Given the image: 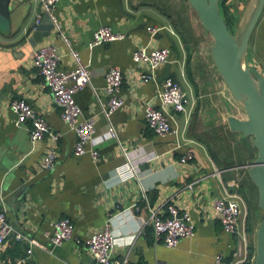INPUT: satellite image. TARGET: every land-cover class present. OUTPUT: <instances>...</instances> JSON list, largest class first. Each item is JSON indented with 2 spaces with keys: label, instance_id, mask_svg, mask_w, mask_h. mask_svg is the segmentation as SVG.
Here are the masks:
<instances>
[{
  "label": "crops",
  "instance_id": "1",
  "mask_svg": "<svg viewBox=\"0 0 264 264\" xmlns=\"http://www.w3.org/2000/svg\"><path fill=\"white\" fill-rule=\"evenodd\" d=\"M39 1L9 0L7 17L0 15V194L14 229L47 249L32 246L29 255L27 240L11 237L2 258L10 262L23 259L19 264H94L82 241L109 223L115 235L111 254L114 260L127 258L133 264H215V256L222 254L230 264L238 236L222 229L212 202L225 192L243 198V185L250 181L245 165L255 158V147L251 137L227 127L243 144L233 150V165L223 166L224 156L208 145L214 141L216 127L227 125V116L233 113L222 115L216 100L202 91L201 61L197 55L209 34L189 2L59 0L55 5L64 32L88 67L92 87L100 91L110 66H118L123 72L120 94L124 105L109 117L119 139L127 146V158L135 171L134 177L122 180L117 169L126 158L118 152L113 139L104 138L109 123L91 86L77 91L75 100L81 107V118H94L95 132L85 146L87 151L75 155L76 135L62 121L59 107L31 65L33 50L53 43L61 54L60 67H72L68 51L55 33L32 40ZM250 1L233 0L237 26ZM105 25L125 33V37L89 47L94 31ZM151 28L157 30L155 34ZM211 44H207L208 49ZM137 46L170 50V77L181 85L189 99L185 113L173 114L171 122L177 131L174 135L160 137L146 125L144 109L147 103L158 104V79L165 65L157 70L155 81L139 82L138 73L143 68L131 58ZM246 56L249 65L264 75V6ZM205 67L210 70V65ZM187 80L193 89L187 88ZM16 98H24L53 130L61 133L57 163L50 171H37L48 142L43 139L32 143L30 122L16 123L9 107ZM100 99L105 103L107 97L101 94ZM234 116L245 118L242 114ZM187 148L193 150L194 159L181 165L179 158ZM91 149L97 151L96 159L91 157ZM146 201L163 215L168 214V204L187 211L195 225L194 235L174 248L156 242L147 209L141 216L134 210V206L143 208ZM62 217L72 220L74 237L51 249L45 231L50 222Z\"/></svg>",
  "mask_w": 264,
  "mask_h": 264
},
{
  "label": "built area",
  "instance_id": "2",
  "mask_svg": "<svg viewBox=\"0 0 264 264\" xmlns=\"http://www.w3.org/2000/svg\"><path fill=\"white\" fill-rule=\"evenodd\" d=\"M59 0H40V12L36 15L32 30L40 24L46 14L52 24V32L63 42L70 56L72 67L65 69L60 67L61 54L53 43L37 46L33 50L31 65L42 77L43 85L49 90L54 103L60 109L62 121L76 135V142L73 153L80 155L85 153L86 144L93 140L95 132V121L93 117L81 118V107L75 100V93L85 86L92 88L93 96L99 103L101 112L106 117L109 127L104 138L113 139L116 148L125 158L126 162L118 167L117 174L122 180L135 176V171L127 158V146L119 137L115 127L111 124L109 117L117 109L124 105V98L120 91L123 84V72L118 66H110L104 73V84L100 91L91 85L90 73L86 64L83 63L79 53L73 48L71 39L64 32L58 17L55 14V5ZM152 34L156 29L151 28ZM125 33L113 30L110 26L97 28L89 43V47L121 40ZM170 50L166 47L137 46L131 52L133 63L143 68L138 73L139 82L155 81L157 70L166 65L169 61ZM103 94L107 97L105 103L100 99ZM158 104L147 103L144 109V119L147 127L160 137H166L177 133L173 128L171 120L174 113H185L189 99L181 85L172 77L163 79L156 91ZM10 109L16 116V123L21 125L30 122L29 139L32 143L47 139V147L40 158L37 171H50L54 168L58 159L57 143L61 133L53 130L44 117L24 98L12 99L9 102ZM93 159L98 153L96 150H89ZM194 159V152L187 148L179 158V163L185 165ZM192 188V183L188 184ZM243 200L237 194L226 193L215 198L212 202L213 211L217 214L222 229L228 233L238 236V241L233 250V260L230 264H241L246 261L254 263L255 252L251 254L250 240L245 229V223L241 220ZM147 209L148 222L151 225L156 242H161L169 248L176 247L183 239L191 238L195 232V225L190 214L180 210L175 204L167 205V215L151 208L147 201L145 206H134L136 213H143ZM48 246L52 249L64 241L74 237V224L69 217H62L50 222L49 228L45 231ZM15 240H27L29 247L27 253L30 255L32 246L46 248L34 238H28L17 232L9 222L5 209L3 208V197L0 194V264H19L23 259L14 262L2 258V253L10 238ZM80 242L79 239H76ZM89 255L94 259V264H133L127 258L119 260L112 259V249L115 243V235L109 223L89 234L83 241ZM49 248V251L51 250ZM47 249V248H46ZM215 264H226L223 255L217 254L214 258Z\"/></svg>",
  "mask_w": 264,
  "mask_h": 264
},
{
  "label": "water",
  "instance_id": "3",
  "mask_svg": "<svg viewBox=\"0 0 264 264\" xmlns=\"http://www.w3.org/2000/svg\"><path fill=\"white\" fill-rule=\"evenodd\" d=\"M194 10L205 33L213 42L210 54L217 73L226 84L231 96L241 104L246 117L227 116L230 131L251 137L256 156L246 164L247 174L257 189L258 207L263 217L255 231L254 263L264 264V75L254 66H243L251 35L261 16L264 0H251L236 34H231L220 15L219 0H187ZM9 0H0V15L7 17ZM52 24L45 14L32 34V40L51 33ZM169 63L158 81L169 77Z\"/></svg>",
  "mask_w": 264,
  "mask_h": 264
},
{
  "label": "rangeland",
  "instance_id": "4",
  "mask_svg": "<svg viewBox=\"0 0 264 264\" xmlns=\"http://www.w3.org/2000/svg\"><path fill=\"white\" fill-rule=\"evenodd\" d=\"M219 2H221L219 6L220 15L228 21L231 34H236L238 29V16L237 14L235 15L233 11V0H219ZM207 40L208 41L203 44L204 47L199 50L200 53L197 55V59L201 61V69H199V81L203 89L202 91L206 93L205 96L208 98L212 97L214 100H216L219 109L222 110V115H225L227 112H232L233 115L242 114L246 117L243 107L231 96L226 84L222 80L221 76L217 73L210 54V50L207 47V44L213 42V39L210 35H208ZM206 58L207 61H205ZM208 65H210V70L206 69L205 67ZM248 65V56L245 55L243 59V66ZM187 83V88L190 89V87H192V83L190 80H187ZM231 103L232 106L230 107L229 104ZM227 127V125H223L221 128L216 127L213 132V135H215L214 141H210L208 144L211 147H215L216 150L224 156L223 158L225 159L222 161V165L224 166L233 165V150L235 151V149H239L243 144L239 142V137L237 134L235 135L230 133ZM208 138L212 140V138ZM242 192L245 197L242 198L244 206L241 214V220L245 223V229L247 231L250 243L254 244L255 246V231L259 221L263 217V211L258 207L257 189L251 188L250 181H248L246 185H243ZM247 227H251L250 232H248Z\"/></svg>",
  "mask_w": 264,
  "mask_h": 264
},
{
  "label": "trees",
  "instance_id": "5",
  "mask_svg": "<svg viewBox=\"0 0 264 264\" xmlns=\"http://www.w3.org/2000/svg\"><path fill=\"white\" fill-rule=\"evenodd\" d=\"M222 2V1H221ZM221 2H219V6H220V4H221ZM223 19H224V21H225V23H226V25H227V27H228V29H229V24H228V21L224 18V17H222ZM229 31H230V29H229ZM255 151H256V148H255ZM225 158H223L222 159V161L224 160ZM222 161H221V163H222ZM224 166V165H223ZM226 166H229V165H226ZM250 183H251V186H252V189H255V186L253 185V183H252V181L250 180ZM242 192V191H241ZM242 195H243V198L245 197L244 196V194H243V192H242ZM247 230H248V232H250L251 231V227H247ZM250 252H251V254H253L254 253V244H251V246H250ZM230 259H232V258H230ZM233 260V259H232ZM229 262L227 261L226 262V264H228ZM241 264H252L249 260L248 261H246V262H243V263H241Z\"/></svg>",
  "mask_w": 264,
  "mask_h": 264
}]
</instances>
